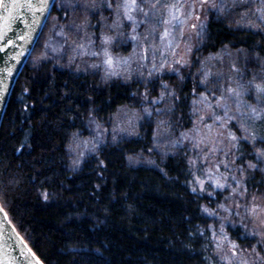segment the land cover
Wrapping results in <instances>:
<instances>
[{
	"label": "trees",
	"instance_id": "trees-1",
	"mask_svg": "<svg viewBox=\"0 0 264 264\" xmlns=\"http://www.w3.org/2000/svg\"><path fill=\"white\" fill-rule=\"evenodd\" d=\"M200 9L204 39L192 60L228 47L253 51L264 65L263 30L232 26ZM50 13H58L55 4ZM185 69L180 78L173 72L164 79L175 94L174 115L189 124L202 88ZM12 90L0 126V204L41 262L206 263L203 209L209 206L205 195L191 189L187 155L168 154L160 168L126 161L131 153L150 150L152 122L129 139L102 143L75 170L69 163L71 138L107 128L119 108L139 104L145 87L118 77L103 81L97 70L29 55ZM254 122V133L264 136V120ZM241 148L243 154H235L239 165L256 163L250 144L241 142ZM259 167L245 170L251 194H264Z\"/></svg>",
	"mask_w": 264,
	"mask_h": 264
},
{
	"label": "rangeland",
	"instance_id": "rangeland-1",
	"mask_svg": "<svg viewBox=\"0 0 264 264\" xmlns=\"http://www.w3.org/2000/svg\"><path fill=\"white\" fill-rule=\"evenodd\" d=\"M55 1L58 13H50L46 19L30 54L33 59L52 58L61 67L97 70L103 81L118 77L123 82L136 81L145 87V93L143 91L138 107H121L113 113L107 128L98 129L87 137L76 134L71 138L68 145L71 168L77 169L81 161L94 153L102 143H117L129 139L139 134L142 124L152 122L154 128L150 150L131 153L126 157V161L131 166L145 165L160 168V163L168 154L182 152L187 155L192 172L191 189L196 188L197 194L205 195L209 206L207 209L216 213L214 216L206 213L208 240L204 249L205 264H243L244 261H247V264H264V245L258 243L259 236L249 234L253 230V225L244 219L245 197L226 200L225 198L230 196V189L226 188L221 192L208 182V177L211 176L213 179L220 178L222 183L231 184V175L240 176L236 169V165H239L235 156L237 151L235 149L229 151L230 145L226 136L233 129L238 136L242 133L230 125L221 127L219 122H215L209 115L211 113L224 115L221 108L215 107L214 97L219 98L225 87L235 86L237 79L246 84L254 73L260 74L261 58L253 51L224 47L213 54L196 56V59L194 58L196 61L192 60V55L204 39V17L201 9L199 10L200 7L213 11L218 17L229 19L232 26H247L264 31V20L260 18L264 15L262 0H205L204 3L200 0H179L182 7L178 15L182 23L171 21L167 9L158 10L156 15L162 16V21L169 20L170 23L142 25L137 29L136 41L125 39L132 35L130 27L125 22V26L121 29L125 37H120L113 44L106 46L113 59L111 66L104 63L105 57L99 37L104 34L115 35L109 27L116 19L114 11L107 7H98L86 13L82 8L68 7L69 0ZM86 2L89 0H71L73 4ZM96 3L99 5L102 0H96ZM162 3L174 4L177 0H162ZM212 4L222 5L224 10L212 7ZM258 8L261 9L259 13L256 12ZM85 16L89 21V27L80 30L75 27L69 29L68 25L72 22L81 25ZM137 19L143 17L137 16ZM153 27L155 32L149 35V30ZM165 29L168 30L167 35ZM89 38L92 43H88ZM80 44H84L85 47H78ZM92 52L99 54L93 56ZM124 60L127 63H124ZM233 63L241 69L242 77L232 71ZM185 68L189 71L190 78H196L202 88L201 94L195 98V103H192L189 124L183 123L174 115L175 94L164 79L166 74L173 72L180 78ZM165 84L168 85L167 90L162 87ZM149 90H153L151 93L154 92L155 95L149 94L147 92ZM162 93L164 98L160 99ZM204 96L208 97L207 101L202 100ZM229 106H232L231 101ZM255 131L257 124L253 121L249 132ZM233 160L236 162L235 165L231 163ZM225 164H228L227 169L224 167ZM260 166L259 168H264V164ZM221 174L229 179L225 181ZM197 177L205 181L203 192L200 191V185L195 182ZM209 192L212 196L208 195ZM253 194L248 191V203ZM260 202L264 203V198ZM219 204H225L231 211L224 212L219 209ZM235 204H240L241 207L236 209ZM237 212L239 215H236ZM244 224L248 227L245 228ZM221 225H223L222 233ZM232 244L238 246L235 254ZM253 248L256 249L255 253Z\"/></svg>",
	"mask_w": 264,
	"mask_h": 264
},
{
	"label": "snow or ice",
	"instance_id": "snow-or-ice-1",
	"mask_svg": "<svg viewBox=\"0 0 264 264\" xmlns=\"http://www.w3.org/2000/svg\"><path fill=\"white\" fill-rule=\"evenodd\" d=\"M27 8L35 14V12H39L41 16H43L49 9L50 0H24ZM201 3H204L205 0H200ZM264 3V0H262ZM0 6H3L5 11H8V5L4 4V0H0ZM16 6L19 5V0H16ZM68 7L71 8H82L86 13L89 11H93L98 7H107L114 11L116 19L113 20L112 24L109 26L110 30L115 32V35L104 34L101 39V49L102 53L105 57L104 63L111 66L113 63V59L109 54L108 48L106 46L111 45L120 37H125V33L121 30L125 26V22H127L128 26L131 29L132 35L130 37H125V39L130 38L132 41H136L138 39L137 29L142 25L148 24H158V23H170L169 20L162 21V16L158 17L156 15L158 10L167 9L168 15L171 21H180V9L182 4H180L179 0L174 4H164L162 0H102L101 4H97L96 0H89V2L83 4H73L71 0H69ZM212 7H219L221 11H223L222 5L212 4ZM256 12H261V9H256ZM66 15V14H65ZM137 16H142L143 19H137ZM264 20V15L260 17ZM39 23V21H36ZM89 21L87 16L84 17L83 23L81 25H76L75 22H72L68 25L69 29L76 28L80 30L82 28L89 27ZM195 27V25H193ZM155 32V27L149 30V35ZM168 30L165 29V35H167ZM63 34V31L61 32ZM147 37H145L146 39ZM88 43H92V40L89 38ZM80 48H84V44L78 45ZM0 51H3L0 48ZM99 53L92 52L91 55L96 56ZM146 58V57H145ZM127 63L126 60L123 61ZM178 63V62H177ZM155 69V65H154ZM231 69L233 72L241 75V69L236 66L235 63L231 65ZM175 71V69H172ZM11 74V73H9ZM151 75V73H150ZM205 78H207V74H205ZM259 79V82L257 80ZM165 90L168 89V85L162 86ZM219 90V88L217 89ZM248 97V99H245ZM163 93L161 94L160 99H163ZM216 103L215 107L221 108L224 112L223 116L215 115L214 113L209 114L214 118L215 122H219L221 127L230 125L231 127L236 128L242 135L237 136L236 132L229 131L227 133L226 139L230 145L229 151L235 149L237 152H241L243 154L241 148V142L250 144L251 146V155L255 157L256 163H252L249 161L246 165L247 169H257L259 165L264 164V137H258L254 132H249V128L251 123L256 120H264V65L261 66L260 74H253L251 79L247 81V83H241L239 79L236 80L235 86H227L221 92L219 98H215ZM203 101H207L208 97L204 96L202 98ZM229 101H231V107L229 106ZM156 103V101H153ZM195 103V102H194ZM229 113H232L231 115ZM151 115V113H149ZM163 123V121H161ZM232 164L235 165V160L231 161ZM224 167L227 169L228 164H225ZM245 166L236 165L237 171L240 173V176L231 175L230 179L232 181L231 184L222 183L220 178L213 179L211 176L208 177L209 184L214 189H219L223 192L226 188L230 189V196L225 199H234L235 197L243 196L245 197L246 203L244 205L245 217L250 224L253 225V230L249 233L252 236H259L260 240H258L259 244H264V203H261V199L264 198V194L256 195L253 194L250 198V203H248V189L246 187V178L244 176ZM222 176V174H221ZM222 178L227 181L228 177ZM196 183L200 185V191H204V180H200L199 177L196 178ZM235 185V186H233ZM197 189L193 188L192 191L195 192ZM209 196H212V193H208ZM219 209L224 212H230L231 209L226 207L225 204H219ZM234 207L239 209L241 207L240 204H235ZM205 213L209 216L216 215L215 212H210L207 208L203 209ZM239 215V212L236 213ZM245 228L248 227L247 224L243 225ZM221 233L223 232V225L220 226ZM213 236H215V232H213ZM219 247V244L217 245ZM237 245L232 244L233 254H235V249H237ZM256 249L253 248V252L255 253ZM243 264H247V261H244Z\"/></svg>",
	"mask_w": 264,
	"mask_h": 264
},
{
	"label": "water",
	"instance_id": "water-1",
	"mask_svg": "<svg viewBox=\"0 0 264 264\" xmlns=\"http://www.w3.org/2000/svg\"><path fill=\"white\" fill-rule=\"evenodd\" d=\"M55 2L50 0L43 16L29 10L24 0H19L21 6H16V0H4L7 12L0 6V126L12 89ZM0 264H44L15 229L1 204Z\"/></svg>",
	"mask_w": 264,
	"mask_h": 264
}]
</instances>
